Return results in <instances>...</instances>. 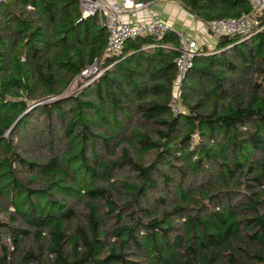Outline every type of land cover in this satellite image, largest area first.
<instances>
[{
	"label": "trees",
	"instance_id": "1",
	"mask_svg": "<svg viewBox=\"0 0 264 264\" xmlns=\"http://www.w3.org/2000/svg\"><path fill=\"white\" fill-rule=\"evenodd\" d=\"M170 1L255 22L201 48L177 114L174 31L106 55L80 0L0 2V264H264V11Z\"/></svg>",
	"mask_w": 264,
	"mask_h": 264
},
{
	"label": "built area",
	"instance_id": "2",
	"mask_svg": "<svg viewBox=\"0 0 264 264\" xmlns=\"http://www.w3.org/2000/svg\"><path fill=\"white\" fill-rule=\"evenodd\" d=\"M244 1L251 6L252 12L260 13L264 11V0ZM147 6V3L136 2L135 0H116L112 3H105L100 0H80L83 17L100 15L101 23L108 34L106 55L119 54L124 43L136 37L150 36L155 40H159L166 31L175 32L179 43V55L174 60L175 77L169 107L172 113L177 114L181 112L180 84L191 68L194 57L200 53L201 48L206 46V43L195 37H187L183 31L173 30L161 20L153 19L148 22L132 23L123 16L128 10H140ZM254 24L251 14H243L237 18H222L208 24L202 23L205 30L216 38L221 35L246 32ZM98 76V65L95 63L84 69L77 78L80 81L81 79H88V82H91Z\"/></svg>",
	"mask_w": 264,
	"mask_h": 264
},
{
	"label": "crops",
	"instance_id": "3",
	"mask_svg": "<svg viewBox=\"0 0 264 264\" xmlns=\"http://www.w3.org/2000/svg\"><path fill=\"white\" fill-rule=\"evenodd\" d=\"M112 3L116 0H100ZM124 18L129 22H148L153 19L161 20L175 31H183L187 37H195L206 46L213 47L216 37L209 33L198 20L170 0H157L148 4L144 9L128 10Z\"/></svg>",
	"mask_w": 264,
	"mask_h": 264
},
{
	"label": "rangeland",
	"instance_id": "4",
	"mask_svg": "<svg viewBox=\"0 0 264 264\" xmlns=\"http://www.w3.org/2000/svg\"><path fill=\"white\" fill-rule=\"evenodd\" d=\"M80 84H83V86L84 85H87L88 84V79H86L85 81L84 80L83 81H80L78 78L74 79V81L72 82V84L70 85V87L68 88V90L66 91L67 92V95H73V94H75L77 92V88L79 87Z\"/></svg>",
	"mask_w": 264,
	"mask_h": 264
}]
</instances>
